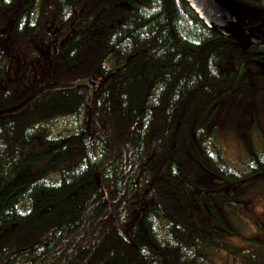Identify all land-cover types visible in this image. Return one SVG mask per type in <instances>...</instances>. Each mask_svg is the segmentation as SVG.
Here are the masks:
<instances>
[{
    "label": "trees",
    "instance_id": "obj_1",
    "mask_svg": "<svg viewBox=\"0 0 264 264\" xmlns=\"http://www.w3.org/2000/svg\"><path fill=\"white\" fill-rule=\"evenodd\" d=\"M220 1L264 25V0ZM52 82L76 85L0 115V264H264L238 193L264 142L232 164L220 138L264 42L186 0H0V109Z\"/></svg>",
    "mask_w": 264,
    "mask_h": 264
},
{
    "label": "rangeland",
    "instance_id": "obj_2",
    "mask_svg": "<svg viewBox=\"0 0 264 264\" xmlns=\"http://www.w3.org/2000/svg\"><path fill=\"white\" fill-rule=\"evenodd\" d=\"M261 89H264L263 84L254 90L251 86L244 96L228 99L224 104L220 138L225 155L232 164L239 163L246 156V151L252 148V135L256 145L260 146L261 140L264 142V97L257 96ZM244 188H240L238 193L244 200V220L248 225L241 232L244 236L264 240V230L259 227L264 226V174L246 181ZM231 215L229 213L226 217Z\"/></svg>",
    "mask_w": 264,
    "mask_h": 264
},
{
    "label": "water",
    "instance_id": "obj_3",
    "mask_svg": "<svg viewBox=\"0 0 264 264\" xmlns=\"http://www.w3.org/2000/svg\"><path fill=\"white\" fill-rule=\"evenodd\" d=\"M191 8L197 13L199 18L204 21V23L209 28H215L224 35L234 34L239 38V43L244 49H248L252 44L260 43L264 39V30L261 26L254 27L255 30L260 32L263 37H258L256 35L250 34L248 29L247 32V43L244 44L242 38L239 35V31L244 27H247L249 22L248 19L235 15L224 6L219 0H186ZM88 82L91 85H95L90 79ZM75 83H46L36 87L29 93V95L21 102L0 109V115L18 112L28 106L34 99L41 95L46 90L56 89V88H69L73 87Z\"/></svg>",
    "mask_w": 264,
    "mask_h": 264
}]
</instances>
